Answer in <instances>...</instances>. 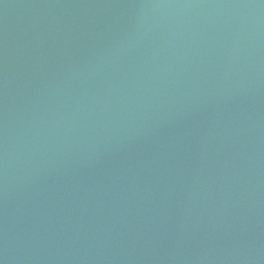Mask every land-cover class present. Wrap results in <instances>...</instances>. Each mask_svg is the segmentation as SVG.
I'll list each match as a JSON object with an SVG mask.
<instances>
[{
	"label": "water",
	"instance_id": "95a60500",
	"mask_svg": "<svg viewBox=\"0 0 264 264\" xmlns=\"http://www.w3.org/2000/svg\"><path fill=\"white\" fill-rule=\"evenodd\" d=\"M0 264H264V0H0Z\"/></svg>",
	"mask_w": 264,
	"mask_h": 264
}]
</instances>
